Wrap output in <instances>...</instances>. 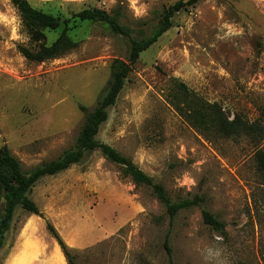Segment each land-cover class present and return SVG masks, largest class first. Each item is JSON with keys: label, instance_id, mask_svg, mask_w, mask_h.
<instances>
[{"label": "rangeland", "instance_id": "obj_1", "mask_svg": "<svg viewBox=\"0 0 264 264\" xmlns=\"http://www.w3.org/2000/svg\"><path fill=\"white\" fill-rule=\"evenodd\" d=\"M29 1L61 19L58 29L44 31L47 43L67 20L79 46L29 61L19 44L36 49L39 43L12 2L0 0V146L24 171L74 147L109 86L112 60L130 54L129 37L75 14L117 8L136 34H149L177 0ZM173 78L218 102L230 118L258 121L264 131V0H199L176 12L172 26L141 52L97 134L173 200L198 195L200 205L182 209L170 223L152 187L135 185L99 150L35 183L30 197L68 245L78 244L75 264H264V135L206 138L176 110ZM3 205L0 192V211ZM204 208L225 223L222 231L204 223ZM27 214L17 207L0 264H8Z\"/></svg>", "mask_w": 264, "mask_h": 264}, {"label": "trees", "instance_id": "obj_2", "mask_svg": "<svg viewBox=\"0 0 264 264\" xmlns=\"http://www.w3.org/2000/svg\"><path fill=\"white\" fill-rule=\"evenodd\" d=\"M10 1L17 8L32 40L39 43L36 49L19 44V52L29 61L43 62L57 58L79 46V41L73 39L68 32L67 20L58 36L52 42L47 43L44 31L58 29L61 26V19L57 15L33 6L29 0ZM198 1L177 0L165 7L157 25L149 34L140 32L136 34L138 30L122 20V13L117 8L112 10L100 7L84 8L75 14L82 20L106 22L114 32L129 37L131 41L130 54L127 60L120 57H115L112 60L109 86L96 107L88 112L74 147L65 150L56 159L37 165L30 171H24L20 160L10 151L9 147L6 144L0 146V192L4 199L3 210L0 211V249L3 247L6 233L12 225L15 211L17 207H21L28 213H34L44 218L47 230L59 243L67 263L75 264L73 247L63 239L54 224L45 218L36 201L30 197V193L35 183L43 176L54 175L68 169L72 164L81 162L87 152L94 150H99L106 159L121 165L122 173L125 176H130L135 185L151 186L158 200L165 206L170 223L182 209L200 205L201 197L198 195L192 198L173 200L162 183L154 181L151 175L114 146L97 138L101 125L109 117V107L116 103L141 52L154 44L172 26L176 12L194 6ZM172 84L175 91L174 106L176 110L206 138L224 136L237 139L249 135L255 140L262 139L264 131L258 121L250 123L237 114L230 118L218 102L204 100L193 92L185 82L173 78ZM81 109L86 110L84 106H81ZM202 218L205 224L217 231H222L225 227V223L208 209H202ZM164 246L171 256L172 250L169 246L168 236L165 238ZM169 264L174 263L170 260Z\"/></svg>", "mask_w": 264, "mask_h": 264}, {"label": "crops", "instance_id": "obj_3", "mask_svg": "<svg viewBox=\"0 0 264 264\" xmlns=\"http://www.w3.org/2000/svg\"><path fill=\"white\" fill-rule=\"evenodd\" d=\"M12 231L13 222L6 233L5 241ZM80 239L83 242L87 240V238L82 237ZM72 246L77 247L78 244L75 243ZM8 264L68 263L59 243L49 233L43 219L37 214L28 213L16 232Z\"/></svg>", "mask_w": 264, "mask_h": 264}]
</instances>
